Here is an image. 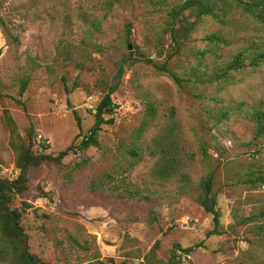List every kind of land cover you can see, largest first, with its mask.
Segmentation results:
<instances>
[{"label": "rangeland", "instance_id": "obj_1", "mask_svg": "<svg viewBox=\"0 0 264 264\" xmlns=\"http://www.w3.org/2000/svg\"><path fill=\"white\" fill-rule=\"evenodd\" d=\"M164 14L144 0H121L111 9L104 0H0V18L9 34L6 38L0 28L1 178L18 175L4 110L19 135L33 129L35 152L42 145L44 153L57 156L88 133L95 121L92 109L117 84L110 97L113 122L97 131L99 147L82 153L70 149L59 163L30 169L28 190L13 201L20 210L27 204L21 223L29 249L45 262L136 264L158 242L156 258L162 260L175 245L182 250L199 244L182 264H264V217L246 221L264 212V185L248 188L244 183L249 169H264V148L254 145L250 122L232 116L214 125L208 102L197 97L215 94L217 86H222L216 95L223 101L264 97V60L250 63L264 47V26L233 2L224 24L204 19L169 68L180 75L188 63L199 60L212 72L237 53L245 56V66L232 72L227 83L187 81L179 88L143 61L161 64L171 53L168 42L164 55H158L154 36ZM212 34L224 40L213 52L205 40ZM121 62L124 72L116 83ZM22 79L28 83L20 94ZM146 102L155 107L153 120L146 117ZM170 121L180 150L194 158L184 169L192 188L185 194L179 175L164 182L152 176L157 156L151 152ZM143 122L146 131L136 139ZM135 145L141 147L140 159L130 167L133 159L126 150ZM209 170L221 234L207 237L214 227L212 216L194 196ZM99 178L102 187L92 191L90 184ZM119 178L140 195L126 200L119 191L113 194L110 188Z\"/></svg>", "mask_w": 264, "mask_h": 264}, {"label": "trees", "instance_id": "obj_2", "mask_svg": "<svg viewBox=\"0 0 264 264\" xmlns=\"http://www.w3.org/2000/svg\"><path fill=\"white\" fill-rule=\"evenodd\" d=\"M121 0H104V5L107 9H111L115 4L119 5ZM146 3L155 7L157 10L165 12L161 17V25L154 36L157 39V44L160 46L158 55H164L163 50L169 42L171 53L166 54L163 63L159 64L150 59H144L146 64L152 67L160 74L167 75L172 79L174 84L183 88L184 82H191L206 86L209 84L218 85L227 83L230 79L231 73L241 69L245 66V56L242 53L233 55L227 62L215 68L212 72H207L198 60L196 63H188L183 74H177L169 68V62L173 57L182 50L183 46L191 40V34L196 31L197 26L206 18H210L219 24H224L226 13L229 9V4L234 3L237 8L246 15L251 16L254 20L264 26V0H144ZM96 29L97 24H93ZM0 28L6 38H9L8 32L4 28V22L0 18ZM208 44L212 45L213 49L224 43V40L218 34H212L205 37ZM131 54V53H129ZM202 55V52H199ZM264 60V47L259 50L255 60ZM139 61L137 58L133 62ZM254 61V62H253ZM123 65L121 62L118 65L117 73L115 75L116 83L123 75ZM28 81L22 79L20 81V94L26 89ZM222 86L215 88V94H197V97L202 102L207 103L209 107L207 112L212 114V120H215L214 125H217L222 120L229 119L232 116H238L252 124L253 127V143L254 145L261 144L260 149L264 148V97L253 102H235L223 101L216 94ZM117 84L110 86L104 96L94 110V124L88 130V133L82 137L80 142L73 148L58 153L57 156L44 153L46 146L41 145V152H35L34 147V131L30 127L24 136L18 134L15 123L6 110L3 111V119L9 131V147L16 153L14 167L18 171V175L8 180L0 177V261L7 264H51L45 262L30 252L29 237L25 233L21 214L22 211L28 207L23 203V208L20 210L13 206L15 198L29 188L28 173L32 168H37L43 163H59L67 154L73 149L79 153L85 152L90 148L99 147L97 141V131L103 124H111L115 105L111 102V95L116 91ZM2 94L0 92V98ZM19 103V102H18ZM215 107H217L215 109ZM146 117L153 120L156 115L155 107L146 102ZM109 116V118H105ZM75 121L80 128V119L75 114ZM146 131V122H143L136 132V139H140L141 135ZM157 149L151 152L152 156H157L152 176L154 180L164 182L179 175L182 181L183 193L191 191L192 188L188 184L187 174L184 172L186 162H192L193 156L186 155L180 150L179 136L175 132V124L170 121L166 123L160 136L156 139ZM250 148V147H248ZM258 148V149H259ZM141 147L135 145L126 150L127 155L133 159L130 162V167L138 162L140 159L139 153ZM244 183L248 188H256L264 185V169H249L244 174ZM101 179H95L90 188L92 191L98 190L102 187ZM214 173L209 170L202 176L195 188V202L202 208V210L212 216L213 230L207 233V237L212 235H220V214L216 209V196L213 192ZM111 192L115 194L117 191L121 199L137 198L140 194L138 191L130 189V185L125 183L124 179L119 178V184L110 188ZM257 217H264V212L258 216L249 217L246 221H254ZM242 223V222H241ZM244 223V222H243ZM259 229H262L259 227ZM199 247V244L193 248ZM193 248H185L180 250L179 246L172 247L170 254L166 260L156 258V251L158 249V242L149 250L144 256L143 262L136 264H181V256H187L191 253ZM179 251V255L177 252ZM121 264H127L122 262Z\"/></svg>", "mask_w": 264, "mask_h": 264}, {"label": "built area", "instance_id": "obj_3", "mask_svg": "<svg viewBox=\"0 0 264 264\" xmlns=\"http://www.w3.org/2000/svg\"><path fill=\"white\" fill-rule=\"evenodd\" d=\"M93 113H94V110H93ZM78 153V152H77ZM185 258H187V256H181V262H184ZM182 264V263H181Z\"/></svg>", "mask_w": 264, "mask_h": 264}, {"label": "water", "instance_id": "obj_4", "mask_svg": "<svg viewBox=\"0 0 264 264\" xmlns=\"http://www.w3.org/2000/svg\"><path fill=\"white\" fill-rule=\"evenodd\" d=\"M128 49H130V47H128Z\"/></svg>", "mask_w": 264, "mask_h": 264}]
</instances>
